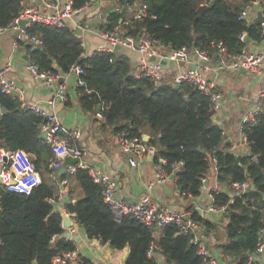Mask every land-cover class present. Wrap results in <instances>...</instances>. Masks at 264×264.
I'll return each mask as SVG.
<instances>
[{
	"label": "trees",
	"instance_id": "16d2710c",
	"mask_svg": "<svg viewBox=\"0 0 264 264\" xmlns=\"http://www.w3.org/2000/svg\"><path fill=\"white\" fill-rule=\"evenodd\" d=\"M71 1L76 13L90 3ZM239 1L132 0L127 5L116 4L98 30L117 28L120 35L134 39L144 35L170 51L204 50L215 60L218 45L233 56L248 46L240 40L242 35L250 42L263 39L259 24L238 21L240 9L250 0ZM137 3L145 4V16H127L128 7ZM26 6L25 0H0V28H9ZM26 33L42 41L31 51L29 63L39 72L62 75L75 65L83 69L80 78L84 85L78 87L83 112H100L102 127L116 135L128 133L141 138L148 132L151 139L147 144L157 150L153 162L158 165V158L164 159L166 173L182 163L179 170L172 171L181 194L197 197L203 175L212 159L216 160V180L225 190H212L210 194L214 206H226L228 210L223 226L225 239L218 246L230 260L228 264H247L248 256L257 249L258 233L264 228V104L254 125H241L250 154L233 153L228 150L229 144L223 145V130L213 121L215 112L209 98L190 85L181 84L176 89L171 82H156L146 75L137 77L128 56L119 50L95 51L91 57H83L81 39L69 25L58 28L33 23ZM0 108V151H24L32 157L41 178L27 195L6 191L0 184V264H51L56 254L75 249L74 242L63 236L61 215L52 201L58 197L57 184L69 181L79 192L65 204V212L83 227L88 239H97L114 250L128 247L124 264H156L155 257L147 256L150 247L157 249L168 264H204L189 238L178 234L173 224L157 233L154 226H146L131 215L115 222L100 187L85 170L77 169L69 175L51 168L53 154L38 129L41 117L23 110L16 97L1 91ZM243 182L252 188L234 193L231 184ZM191 216L205 232L215 230L214 220L195 211Z\"/></svg>",
	"mask_w": 264,
	"mask_h": 264
},
{
	"label": "built area",
	"instance_id": "2783aa9c",
	"mask_svg": "<svg viewBox=\"0 0 264 264\" xmlns=\"http://www.w3.org/2000/svg\"><path fill=\"white\" fill-rule=\"evenodd\" d=\"M39 5L26 6L18 16L12 21L10 29L16 32L17 41L26 42L34 46H41L42 41L35 36H29L26 33L33 23L46 24L53 27H64L73 15L76 13L72 9L71 0H36ZM93 0H90V2ZM112 4H130L132 0H109ZM146 6L140 3V9L133 17L140 19L145 16ZM260 12L264 18V0H250L241 9L238 14V21L251 23V19ZM25 20L24 29H21L19 22ZM264 37V21L259 23ZM5 29L0 28V35ZM98 37L102 40V44L95 50L99 52H113L115 48L135 50L139 53V65L137 77L146 75L152 77L156 82L161 79V70L163 63H186L190 64L191 59L196 58L195 69H186L174 78V85L188 84L192 88L198 90L207 96L211 102V107L216 113L222 101V94L216 89L214 82L208 77L211 73L218 72H237L241 69L250 74L258 75L263 69L264 52L243 48L236 55H229L226 50L218 45L215 60H212L207 51L195 48H181L177 51H169L164 53L163 46L154 45V43L146 36L141 35L137 39L126 37L119 34V29L113 31H100ZM241 41H245L244 36L240 37ZM94 51V52H95ZM93 53H89L84 57H91ZM154 58V60H151ZM215 62L212 65V62ZM29 72L35 78L42 80L47 85H52L62 78L61 74H51L48 72H39L35 65L27 66ZM11 70L10 63L0 68V91L12 97H16L23 110H29L35 115L42 118L43 122L39 125V134L45 143L51 148L53 159L51 168L55 171L64 166L67 158L78 159V162L67 164L64 166L65 173L72 175L77 169L85 170L90 176L93 183L97 184L101 189V195L104 202L110 208L113 220L120 222L124 215H131L140 223L146 226H154L157 230L162 229L168 224H173L178 230V234L187 236L190 244H192L198 256L202 258L204 264H221L219 259L212 254L211 248L203 239V232L200 225L193 221L190 213H184L179 210L157 205L149 194H143L138 198H125L121 195L118 176L105 173L99 166L90 165L82 158L86 154L85 147L81 143L82 132L77 127L69 128L61 123L58 115L54 112L56 104L64 102V86H58L52 95L46 100L45 104L36 102H28L24 98L22 89L17 86L8 73ZM68 74H72L76 78L77 87L83 86L84 81L80 78L84 74L83 69L78 66H72ZM252 106L243 114V123L250 126L254 125L257 116L263 111L264 104V88L251 100ZM0 108V114H1ZM95 117L102 119L101 113L97 112ZM44 134V137L42 136ZM117 142L120 151L126 156L128 165L136 167L137 159L145 156L154 158L156 149L144 143L142 138L130 137L128 133L117 134ZM230 152L240 155H249V142L244 136L237 145L228 148ZM242 150V151H241ZM6 160H3V158ZM158 165L154 173V180L148 184L147 190H151L157 183L165 182L174 176L172 171L180 169L182 163L173 165L170 174L163 169L166 162L162 158H158ZM217 162L212 159L208 169L201 180L200 190L206 189V177L211 175L216 178ZM41 182L39 173L37 172L30 155L22 150L13 152L0 151V184L6 191L19 194H29L32 189ZM231 189L234 193H245L251 188L248 182L232 183ZM215 190V189H214ZM55 202L56 200H52ZM214 199L210 195V204L205 210L208 214L221 216L226 218L228 210L226 206H214ZM73 224H75L73 222ZM264 246V228L258 233V246L255 252L262 251ZM155 249L150 247L147 256L151 258ZM254 252V253H255ZM248 256L247 264H259L253 254ZM51 264H84L78 248L69 251H63L56 254Z\"/></svg>",
	"mask_w": 264,
	"mask_h": 264
},
{
	"label": "crops",
	"instance_id": "0c3cea01",
	"mask_svg": "<svg viewBox=\"0 0 264 264\" xmlns=\"http://www.w3.org/2000/svg\"><path fill=\"white\" fill-rule=\"evenodd\" d=\"M25 2L27 6L39 5L36 0H25ZM115 9L116 5L109 0H93L68 20L67 25L81 39L84 51L83 57L93 53L102 44V40L97 35L100 32L98 25L109 12ZM139 9L140 3L128 7L127 16H133ZM254 18L251 19V22ZM28 45L31 44L18 42L16 32L10 28L5 29L0 35V68L10 63L11 70L8 76L22 89L25 100L45 104L53 91L58 86L63 85L65 101L56 104L54 112L63 125L69 128L77 127L81 130V143L86 150V154L82 159L90 165L99 166L107 174L118 176L121 195L125 198L134 199L143 194H149L151 199L159 206L170 207L190 214L195 211L207 220H214L216 222L215 230L210 232L202 230L203 239L220 263L228 264L230 260L227 261L224 258L218 246L225 239L223 226L226 220L221 216L208 214L205 211L210 204V192L214 189L225 190V186L218 183L211 174L206 177V189L194 198L181 194L174 183V179L171 178L165 182L157 183L151 190H147L148 184L154 180L156 171L153 159L149 156L141 157L137 159L136 167H130L126 156L119 149L117 135L113 133V130L102 127V119L96 118V113L90 114L82 111L79 105L75 76L62 74L63 81L61 84L56 81L52 85H47L29 72L27 66L30 63L31 48L34 45H31V48ZM247 47L264 52V37L259 42L249 41ZM117 50L128 56L133 74L138 75L139 53L135 50ZM162 51L168 53L170 50L163 47ZM29 52L30 54L27 55ZM194 62H196V58L193 57L190 64L183 63L184 65H181V62L163 63L160 80L173 83L174 78L188 69V66L194 65ZM214 63L213 61L212 65ZM208 77L223 96L221 106L213 118V121L223 130V145L229 144L230 147L234 144L237 145L242 138L240 129L243 124V114L252 106L250 100L264 88V62L263 69L258 75L239 70L237 72L211 73ZM141 138L147 144L151 139V135L145 131ZM52 178L54 180V177ZM71 187H73V181H69L68 184L64 182L57 184L58 197L53 206L61 217H69L64 206L71 201V198H76L79 192L74 187L72 191H69ZM229 196L232 197L233 195L230 193ZM73 201L74 199H72ZM71 222L70 229L66 230L63 226L62 228L64 233L71 234L72 239H77L76 241L72 239L70 241L74 242L75 248L79 249L84 264H124L129 254L128 247L122 250H114L108 244H103L97 239H88L83 227L77 225L73 220ZM155 230L157 229L155 228ZM158 232L159 230H157ZM153 257H155L156 264H168L157 249L153 251ZM253 258L259 264H264V246L262 251L253 254Z\"/></svg>",
	"mask_w": 264,
	"mask_h": 264
},
{
	"label": "water",
	"instance_id": "95a60500",
	"mask_svg": "<svg viewBox=\"0 0 264 264\" xmlns=\"http://www.w3.org/2000/svg\"><path fill=\"white\" fill-rule=\"evenodd\" d=\"M213 2H214V0H211L210 4H212ZM263 21H264V18L261 16V13L258 12V13H257V16L252 20L251 23H249V25H250V24H259L260 22H263ZM25 24H26V21H25V20L20 21V22H19V26H20V28H21V29H24ZM245 42H246V43L249 42L248 38H245ZM36 49H37L36 46H33V47L31 48V51H35ZM116 49H118V47L115 48V50H116ZM29 54H30V52H29L27 55H29ZM151 60H154V58H152ZM181 65H184V64L181 63ZM195 68H196L195 65H190V66H188V69H192V70H193V69H195ZM240 71H241V72H245V70H243V69H241ZM62 81H63L62 78L59 79V80H58V84H61ZM157 85H158V84H157ZM174 87H175L176 89H180V85H178V84L175 85ZM180 92H182V90H180ZM42 136L44 137V134H42ZM198 150H199V151H202L200 148H198ZM3 160H6V158L4 157ZM253 161H256V158H255V157L253 158ZM76 162H78V159H70V158H67V159L65 160V162H64V166L67 165V164L76 163ZM64 166L61 167V168L59 169V173H60V174H62V173L65 172V168H64ZM263 174H264V172H263ZM245 176L247 177V173L245 174ZM170 178H171V179H174V178H173V175L170 176ZM262 198H263V200H264V194H262ZM61 219H62V226H63V228L66 229V230L70 229V228H71V224H72V222H71V220L69 219V217H67V216H62ZM64 237H65L67 240H71V239H72V238H71V234L68 233V232H65V233H64ZM72 240H73V241H76L77 239H76V238H73Z\"/></svg>",
	"mask_w": 264,
	"mask_h": 264
},
{
	"label": "rangeland",
	"instance_id": "374dc122",
	"mask_svg": "<svg viewBox=\"0 0 264 264\" xmlns=\"http://www.w3.org/2000/svg\"><path fill=\"white\" fill-rule=\"evenodd\" d=\"M237 2H240L239 0H237ZM129 7H132V6H129ZM134 7V6H133ZM117 50V49H116ZM126 50H129V49H126Z\"/></svg>",
	"mask_w": 264,
	"mask_h": 264
},
{
	"label": "bare ground",
	"instance_id": "6f19581e",
	"mask_svg": "<svg viewBox=\"0 0 264 264\" xmlns=\"http://www.w3.org/2000/svg\"><path fill=\"white\" fill-rule=\"evenodd\" d=\"M191 218H192V216H191Z\"/></svg>",
	"mask_w": 264,
	"mask_h": 264
}]
</instances>
